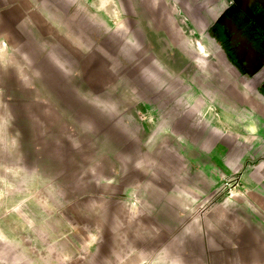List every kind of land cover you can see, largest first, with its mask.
I'll use <instances>...</instances> for the list:
<instances>
[{"label":"crops","instance_id":"crops-1","mask_svg":"<svg viewBox=\"0 0 264 264\" xmlns=\"http://www.w3.org/2000/svg\"><path fill=\"white\" fill-rule=\"evenodd\" d=\"M227 5V0H0V218L17 213V184L56 180L41 168L43 154L47 162L53 157L54 137L63 142L70 128L69 109L55 86L68 93L72 74L93 97L119 84L150 87L140 101L153 121L143 132L160 133L164 141L172 134L165 142L176 155L151 163L148 171L128 159L122 173L113 165L110 197L125 180L128 199L142 197L143 203L118 206L120 221L108 225L115 230L107 239L125 251L119 258L110 255L111 263L264 264V70L247 72L238 64L235 36L231 50L222 46L214 24ZM230 70L238 81H230ZM246 85L248 95L231 92ZM231 177L239 187L236 204L215 206L200 223L187 216L197 215L199 199ZM24 196L36 197L32 191ZM7 198L14 206L6 205ZM60 209L69 214V207ZM24 225L29 243H54L51 220L41 223V238L36 223ZM76 225L83 226L84 243L104 236L101 225ZM69 227L62 223L61 243H70L64 237ZM21 228L0 220V241L6 229ZM29 263L68 264L63 255L37 254Z\"/></svg>","mask_w":264,"mask_h":264},{"label":"rangeland","instance_id":"rangeland-1","mask_svg":"<svg viewBox=\"0 0 264 264\" xmlns=\"http://www.w3.org/2000/svg\"><path fill=\"white\" fill-rule=\"evenodd\" d=\"M214 71L215 77L221 76V69ZM233 74L230 70V81H238ZM77 79L71 74L68 93L65 86L62 89L60 86L54 87L55 94L63 102L64 108H68L70 112L69 133L63 136V142L60 137L55 136L52 141L53 157L51 159L48 157L47 162L43 154L41 160L42 170L47 169L48 176L56 180L22 183L21 187L17 184L15 203L17 213H7L0 220L10 223L11 227L16 225L22 228L6 229L5 240L0 241V264H30L29 257L35 254L38 257L63 255L68 264H113L110 255L121 257L120 251H125V247L120 248V243L118 246H115L117 243H109L107 237L115 229L108 225L120 221L121 214H117L119 205L131 204L130 200L134 201L135 205L143 203H139L142 197L130 196L128 199L129 195L125 190L128 183L125 180L122 181L121 192H115L116 198L110 197L112 188L107 181L110 183L113 178V165L117 162L122 173L126 169L125 163L128 159L134 163H144L146 167L142 171H148L150 168L148 165L151 163L155 165L162 160L160 158H172L176 155L174 149L167 148L171 144L166 143L171 141L172 134L166 136L165 142L160 133L143 132L147 122L153 119L149 120L145 113L147 103L140 100L143 94L152 91L153 88L144 89L119 84L112 90L102 91V94L93 97L89 94L91 88ZM243 89L244 91L239 89L231 92L235 96L251 93L250 86L246 85ZM66 170L69 172L68 176L65 174ZM62 171L64 175H61ZM139 179L141 180V177ZM238 188L236 177L221 182L207 197L199 199L197 215L187 216H197L200 223L207 215L206 212L215 206L236 204ZM30 191L36 197L24 196ZM13 201L12 198L5 199L7 206H14ZM29 205L32 209L31 214ZM62 207H69V214L59 213ZM46 220H51L54 224V243H29L30 230L24 229L26 227L24 223L30 221L36 223L38 237L41 238L45 233L41 223ZM63 222L70 224L69 231L64 234L65 242L70 243H61ZM80 222L91 228H98L101 225L103 238L97 243H84L86 236L80 229L83 226L76 225ZM20 236L22 243H17Z\"/></svg>","mask_w":264,"mask_h":264},{"label":"flooded vegetation","instance_id":"flooded-vegetation-1","mask_svg":"<svg viewBox=\"0 0 264 264\" xmlns=\"http://www.w3.org/2000/svg\"><path fill=\"white\" fill-rule=\"evenodd\" d=\"M227 2L228 5L215 21L214 30L223 37L222 46L227 50L233 48L229 40L233 36L238 38L236 46L241 51L238 64L247 72L256 70L259 74L264 70V0Z\"/></svg>","mask_w":264,"mask_h":264}]
</instances>
